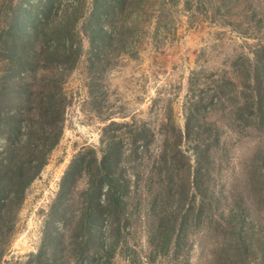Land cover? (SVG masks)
Here are the masks:
<instances>
[{
    "label": "trees",
    "instance_id": "16d2710c",
    "mask_svg": "<svg viewBox=\"0 0 264 264\" xmlns=\"http://www.w3.org/2000/svg\"><path fill=\"white\" fill-rule=\"evenodd\" d=\"M22 1L0 0V121L16 120L18 145L34 156L15 161L5 155L0 159L6 170L0 172L4 201L23 198L30 181L38 176L48 154L59 143L69 105L64 85L81 63L85 43L94 54L88 60L91 65L107 70L110 65L103 63L104 57L109 53L114 57L136 54L138 45L155 27L153 19L167 32L169 5L181 0H67L65 4L45 0L35 23L28 21L29 39L25 43L20 21ZM182 4L188 17L200 13L201 0H183ZM261 51L264 53V47ZM232 66L240 90L224 98L225 85L233 88L235 83L220 79L217 89L221 97L216 102L211 100V106L222 105L224 100L233 104L231 99L238 98L235 121L240 123V131L264 132V87L258 81L264 59L254 65L248 57L239 56ZM203 103L200 99L192 104L200 118L210 113ZM184 118L183 126L177 121L161 126L157 131L162 137L159 147H155L157 134L149 124L110 121L103 128L101 157L93 148L79 155L76 172L84 169L87 182L81 192L79 229L71 234L68 256L77 262L89 258L91 226L97 219L105 221L114 241L109 247L99 248L100 254L92 264H110L123 234H129L126 225L138 223L139 203H144L152 224L145 263L189 264L191 238L204 231L216 242L211 251L212 264H264V226L252 219L251 212L263 220L264 142L244 163V185L220 187L226 194L225 203L230 202L224 211L213 184L215 164L210 153L212 148L222 146L220 137L210 132L213 126L194 123L186 115ZM220 149L224 151V145ZM122 150L128 151L124 160ZM123 162L130 167L129 174L120 168ZM27 163L35 169L31 176L26 174ZM145 174L148 178L142 180ZM128 197L139 201L131 212L125 202ZM2 206L6 215L8 208ZM4 215L0 213V261L13 232L10 219Z\"/></svg>",
    "mask_w": 264,
    "mask_h": 264
},
{
    "label": "rangeland",
    "instance_id": "374dc122",
    "mask_svg": "<svg viewBox=\"0 0 264 264\" xmlns=\"http://www.w3.org/2000/svg\"><path fill=\"white\" fill-rule=\"evenodd\" d=\"M55 1L65 4L67 0ZM44 2H21L24 43L29 39L28 21L35 23L38 9ZM182 3L183 0L169 5L171 12L167 32L155 25L156 20L152 18L151 23L155 27L138 45L136 54L120 57L110 53L106 55L109 60L105 56L103 63L110 65L107 70L103 68L101 71L100 66L94 68L91 65L88 60L94 54L89 53L91 49L85 43L82 61L64 85L69 105L59 143L48 154L46 164L30 181L21 200L12 198L11 201H4L5 194H0V213L5 214L2 204H6L8 211L4 217L10 219L13 225L0 264H92V259L98 258L101 246L113 244L114 240L107 232L108 225L96 219L91 226L89 258L77 262L67 255L71 248V234L79 229L81 192L87 182L85 170L77 173L75 162L90 148L97 150L98 157H101L103 128L110 121L147 123L156 134L167 121H177L183 126L185 115L194 123L205 122L213 126L210 132L220 137V148L224 145V151L211 149L215 164L212 179L219 192L221 210L226 211L225 205L230 202L225 203L226 194L220 187L236 186L238 183L239 186L244 185V163L260 142H264V132L252 129L240 131L242 127L235 121L240 99L232 98L233 104L224 100L227 94H236L240 90L233 61L239 56H246L256 65L264 59L261 51L264 47V0H201L198 7L200 13L190 14V17L183 11ZM223 78L235 83L233 88L225 85L224 98L221 99L224 100L222 105L225 110H222L221 104L215 108L211 106V100L216 102L221 97L217 82ZM258 81L264 87V70L259 73ZM9 95L13 99L14 93ZM200 99L210 112L205 118H200L192 105ZM108 118L111 119L107 121ZM10 121H0V159L5 155L14 157L15 161L21 157L32 158L34 155L29 149L18 145V123ZM246 135L247 139L243 137ZM156 137L155 147H159L162 137L158 134ZM127 154L128 151L122 150L121 159L124 160ZM25 166L26 174L33 175L35 169L32 163ZM119 166L127 174L131 171L124 162ZM4 171L0 164V172ZM129 177L135 179L131 175ZM143 178H148L147 174ZM125 202L130 212L139 203L134 197H128ZM139 205L141 218L132 227L126 225L129 234H123L110 264H147L144 256L149 252L147 241L152 224H149L150 217L145 214L144 203ZM251 212L254 215L252 219L264 226V213L261 220L255 218L254 211ZM191 239L193 246L189 252V264H212L211 251L216 247L215 239L204 231ZM95 264L101 263L96 261ZM154 264L166 263L155 261Z\"/></svg>",
    "mask_w": 264,
    "mask_h": 264
}]
</instances>
